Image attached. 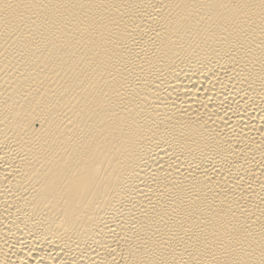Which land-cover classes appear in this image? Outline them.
Instances as JSON below:
<instances>
[{"label":"bare ground","instance_id":"6f19581e","mask_svg":"<svg viewBox=\"0 0 264 264\" xmlns=\"http://www.w3.org/2000/svg\"><path fill=\"white\" fill-rule=\"evenodd\" d=\"M0 264H264V0H0Z\"/></svg>","mask_w":264,"mask_h":264}]
</instances>
